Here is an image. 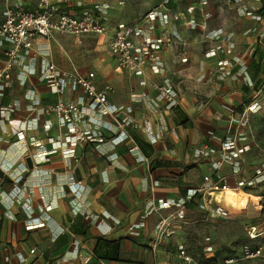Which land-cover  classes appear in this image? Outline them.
<instances>
[{
    "label": "crops",
    "instance_id": "0c3cea01",
    "mask_svg": "<svg viewBox=\"0 0 264 264\" xmlns=\"http://www.w3.org/2000/svg\"><path fill=\"white\" fill-rule=\"evenodd\" d=\"M18 1L0 0V23L4 20L5 8ZM197 2L185 0L172 3V22L166 29L158 27L159 33L177 32L182 38V41L163 49L164 74L154 75L147 70L145 76H140L120 70L117 65L115 71L95 72L98 90L106 86L113 88L109 94L112 106L132 108L130 117L133 122L127 131L140 148L138 154L129 151L130 139L113 144L109 141L113 135L107 133L106 142L79 144L75 156L66 155L65 147L57 148L47 142L48 137L60 134L56 116H40L39 112L30 111L25 94L28 89H34L44 104H51L60 99L72 101L83 92L68 91L60 97L51 92L37 75L21 85L20 70L14 72L2 102L7 104L19 100L21 107L9 121L0 115V192H3L0 195V264H19L22 256L27 258L26 264H187L179 256L180 247L198 263L233 256L222 257L221 253L229 249L226 244L217 248L216 243L222 235L227 241H232L234 223L224 224L225 219L213 218L201 210L199 203L203 194L187 206V216L183 221L173 217V209L157 210L146 215L151 202L157 206L161 200L185 197L203 185V177L213 171V163L209 158L195 159L193 153L204 142L217 147V143L208 138V132L222 137L227 136L230 130L235 132L238 129L246 136L248 132L246 126H231L230 120L232 116H241L251 95L243 92L245 85L242 81L228 78L220 82L215 79L216 59L205 57L214 43H205L198 31L186 25L191 18L186 8ZM160 3L161 0H70L59 7L60 12L81 15L86 9L107 4L108 36L101 38L100 42L108 49L109 37L119 24L134 26ZM219 4L198 8L195 17L198 22H206L209 28L223 26L228 31H234L237 42L235 53L249 67L254 59L252 36L244 35V29L260 28L261 25L239 15L235 7H224L221 1ZM25 8L35 11V0H26ZM206 13L211 14L208 20L204 17ZM71 37L80 40L97 36ZM5 48L6 45L0 47V69L5 59ZM35 50H47L49 58L59 68L73 69L67 59L57 54L52 38L36 41ZM221 57L227 56L221 54ZM36 59L35 65L39 70L42 59L39 53ZM165 75L172 78L181 92L180 105L171 109L159 100L150 83L151 80L161 81ZM203 75L206 76L205 81L200 80ZM146 78L148 84L141 85L140 82ZM35 117L40 118L39 129L27 131V140L19 141L16 132L22 122ZM47 119L52 122L48 134L42 127ZM80 126L85 128L88 124L82 122ZM147 126L162 134L157 143L149 142L145 130ZM62 133L67 136L65 131ZM38 140L43 143L42 146L34 143ZM254 148L251 147L253 153H246L243 157L245 168L241 175H234L229 165L223 168L221 173L231 186L239 178L250 176L253 168L264 162V154L260 153L262 150ZM139 155L145 160L138 161ZM20 163L27 167L18 180L23 191L10 202L14 181L7 172L17 173ZM74 189L78 193H74ZM250 192L254 189L229 190L217 194V197L224 206L240 213L261 212L264 205L262 196ZM230 212L231 218L233 212ZM162 220L165 226L159 229ZM40 221L45 222L44 227L26 228L28 224ZM156 238L159 243L154 253L151 243ZM100 240L119 244L118 260L96 255L95 249ZM34 247L42 255H31L30 250ZM210 247L215 250L209 251ZM110 253L116 255L115 250Z\"/></svg>",
    "mask_w": 264,
    "mask_h": 264
},
{
    "label": "built area",
    "instance_id": "2783aa9c",
    "mask_svg": "<svg viewBox=\"0 0 264 264\" xmlns=\"http://www.w3.org/2000/svg\"><path fill=\"white\" fill-rule=\"evenodd\" d=\"M70 0H35L36 10L29 11L19 2L15 5H8L4 12V20L0 23V47L6 45L5 59L0 69V115L9 121L21 107L20 101L16 100L4 104L2 102L5 91L11 86L14 72L19 69L20 83L25 85L30 77L37 75L41 82H44L51 92L58 96H64L68 91L76 93L82 91L83 95L78 96L72 101L58 100L55 103L44 104L34 89H28L25 94L28 108L30 111L39 112L40 116H56L58 120L59 135L50 136L47 142L57 148L65 147L66 155L75 156L76 147L79 144H96L106 142L107 133L112 134L110 142L118 144L126 139L131 140L129 151L134 154L140 153L138 144L130 137L127 128L133 122L130 117L131 107L124 109L114 107L109 102V94L113 91L111 86H106L98 90L95 84V72L83 73L77 68L64 70L59 68L54 61L49 58L47 50L36 51V41L40 39H50L54 34L69 35L74 37L97 36L105 38L108 36L106 26V6L96 7L95 9H86L81 15L69 12H60L61 4ZM185 0H161L160 5L150 12L143 15L134 26H128L121 23L117 26L115 33L109 37L108 49L110 54L117 61V68L127 70L132 74L145 76L149 70L154 75H161L165 72V63L162 58V51L167 46L182 41L177 32L169 34L159 33L158 27L167 28L173 20L170 11V5L175 2ZM123 4V2H120ZM205 0H198L197 4L187 6L186 12L191 18L186 22L189 29L198 31L205 43H214V46L208 48L205 53L207 58H215L216 66L214 77L217 81H224L228 78L234 81H242L245 86L253 87V80L249 74L248 66L243 59L235 53L237 48L236 34L234 31H228L223 26L209 28L206 22H198L195 14L198 8L204 6ZM227 4L235 7L239 15L248 17L260 24V28L252 29L250 32H244V35L252 36V50L255 52L257 44H264V0H227ZM204 17L211 18L210 13ZM41 59V68L36 67V56ZM225 54L227 57H221ZM210 79V78H208ZM200 80L205 81L206 76H201ZM149 80L143 79L140 84L147 85ZM152 88L157 91L159 100L166 103V108L171 109L180 105L181 92L175 86L170 76H164L161 81L151 80ZM264 101V74L262 75L261 87L254 91L250 101L244 107L241 116H232L231 126H248L252 115L259 112ZM155 102V101H154ZM156 103V102H155ZM94 115L99 116V118ZM108 118V119H105ZM87 122L88 127L82 128L80 124ZM40 127V118L26 119L22 122L16 136L19 141H26V132L29 130H38ZM43 129L48 134L52 127L51 120H46ZM146 133L151 144H155L161 139L162 134L155 132L152 126L146 127ZM233 130V128H232ZM66 132L67 136L64 137ZM9 131L7 130V134ZM208 138L217 143V147H211L209 142L202 143L193 153L195 159L209 158L213 163V171L203 177V185L188 193L187 196L173 199L161 200L159 205L151 202L148 206L146 215H150L157 210L173 209V217L183 221L187 216V205L199 194H203L199 207L207 212L211 217L218 219L230 218V210L221 203L217 194H222L229 190H253L264 184V162L253 168L250 176L241 177L234 186L225 181L222 170L226 165L233 168L236 176L244 172L243 157L249 147L246 142V135L238 129L235 132L230 130L225 137L218 136L214 132H208ZM42 146L41 141L34 142ZM138 161H144L142 155L137 156ZM2 167L0 166V169ZM17 173L7 172L8 176L14 181V188L10 196L15 200L23 191L19 185L20 175L27 170L24 163H20ZM78 193L77 189L73 190ZM3 192H0V195ZM31 217V216H30ZM45 222L30 223L27 229L44 227ZM165 226L164 220L158 226L162 229ZM248 235L254 240L264 235V230L256 225L248 227ZM158 239L151 243L152 251L155 253L158 249ZM211 251V247L208 249ZM1 251V244H0ZM31 255L41 252L37 248L30 250ZM179 256L187 264H236L238 258L234 256L215 258L212 261L198 263L193 256L180 247ZM242 259L264 260V247L255 248L246 247L242 254ZM27 258L22 256L21 263L26 264Z\"/></svg>",
    "mask_w": 264,
    "mask_h": 264
},
{
    "label": "rangeland",
    "instance_id": "374dc122",
    "mask_svg": "<svg viewBox=\"0 0 264 264\" xmlns=\"http://www.w3.org/2000/svg\"><path fill=\"white\" fill-rule=\"evenodd\" d=\"M84 0H82L83 2ZM221 5L224 7H229L227 4V0H224ZM219 1L217 0H205L204 7L209 5H218ZM11 2V0H10ZM25 7L26 0L18 1ZM225 2V4H224ZM226 5V6H225ZM108 9V5H104ZM231 7V6H230ZM254 27H245L244 32H250ZM54 34L52 37V41L56 44V50L58 51V55H61L63 58L67 59V61L72 64L71 68H77L80 71H94L101 72L105 71L106 73L109 70H114L117 65L116 59L109 53L108 49L100 42L102 40L99 37H87V38H73L71 36H65L61 34ZM247 36V35H246ZM81 41V42H80ZM101 70V71H100ZM248 132L246 136V142L248 144V151L246 153H253L254 149L262 150L261 155L264 154V105L259 110L258 113L254 114L250 118V123L247 126ZM250 142V143H249ZM251 155V154H249ZM253 156H256L254 154ZM253 191V190H250ZM251 194L262 196L264 202V186H260L258 188H254V192H250ZM246 206V205H245ZM228 209L233 212L232 217L224 220V224L234 223V229L231 230L232 241L226 240L224 236H219L217 238V248H220V245L226 244L229 251H223L221 253L223 255L232 254L234 257L238 258L236 264H264V260H244L242 259L243 251L246 247L254 248L256 246L264 247V237L261 236L255 240H252L248 235V227L252 225H256L262 230H264V205L261 212L255 213H247V212H238L235 211L232 207L228 206ZM258 210V209H257ZM227 222V223H225ZM221 224V226H224ZM238 226V230L236 229ZM234 235V236H233ZM234 240V241H233ZM215 250V249H214ZM211 247V251H214ZM221 250V249H220ZM222 251V250H221Z\"/></svg>",
    "mask_w": 264,
    "mask_h": 264
},
{
    "label": "trees",
    "instance_id": "16d2710c",
    "mask_svg": "<svg viewBox=\"0 0 264 264\" xmlns=\"http://www.w3.org/2000/svg\"><path fill=\"white\" fill-rule=\"evenodd\" d=\"M248 71H249V74L254 84H253V87L251 88L248 86H243L242 90L247 96H250L252 95L254 91L258 90L262 84V75L264 74V44L263 42L257 44L256 50L254 52V59L251 61L248 67ZM249 101L250 99L248 100V102ZM119 249H120L119 244L116 242L110 243V242H105V241L100 240V242L98 243V246L95 249V253L99 258L118 260L119 259V253H118ZM112 250H115L116 255H112L110 253Z\"/></svg>",
    "mask_w": 264,
    "mask_h": 264
},
{
    "label": "water",
    "instance_id": "95a60500",
    "mask_svg": "<svg viewBox=\"0 0 264 264\" xmlns=\"http://www.w3.org/2000/svg\"><path fill=\"white\" fill-rule=\"evenodd\" d=\"M27 161H28V163L30 162V160H29V159H28Z\"/></svg>",
    "mask_w": 264,
    "mask_h": 264
},
{
    "label": "bare ground",
    "instance_id": "6f19581e",
    "mask_svg": "<svg viewBox=\"0 0 264 264\" xmlns=\"http://www.w3.org/2000/svg\"><path fill=\"white\" fill-rule=\"evenodd\" d=\"M227 192V191H226ZM225 193V192H224ZM223 194V193H222ZM225 197H226V194H225Z\"/></svg>",
    "mask_w": 264,
    "mask_h": 264
}]
</instances>
